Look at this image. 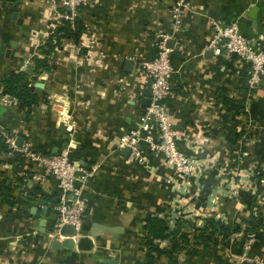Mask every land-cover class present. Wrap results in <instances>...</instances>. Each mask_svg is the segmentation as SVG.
<instances>
[{"label":"crops","instance_id":"0c3cea01","mask_svg":"<svg viewBox=\"0 0 264 264\" xmlns=\"http://www.w3.org/2000/svg\"><path fill=\"white\" fill-rule=\"evenodd\" d=\"M182 1L185 6L176 17L175 7ZM61 2L0 0V81L23 72L30 75L31 86L43 84L40 94L32 89L39 101L30 110L2 108L0 140L12 135L40 155L69 152L91 174L78 185L88 212L75 239L97 235L95 246L91 252L59 249L56 241L67 238L49 237L58 225V181L35 180V168L25 170L16 159L19 150H0V264L263 261L264 199L253 197L260 189L264 194V81L249 87V65L237 56L218 55L209 43L213 19L239 24L247 37L262 32L264 0H87L78 42H56L55 37L54 52L45 56L41 49L52 38ZM160 33L175 41L176 73L166 107L182 136L179 148L203 167L183 185L174 183L165 157L147 144L141 145L144 163H130L128 148H121L147 108L151 79L142 63L157 56ZM36 58H45L49 71L36 73ZM129 61L134 66L126 72ZM152 134L158 140L156 127ZM241 183L243 189L252 184L259 191L252 197L246 190L238 196L228 193ZM212 193L217 199H210ZM252 214L262 220L255 232L148 260L146 226L153 217L166 219L172 230L179 226L190 233L211 217L229 230L244 231ZM158 246L168 248L169 243Z\"/></svg>","mask_w":264,"mask_h":264},{"label":"built area","instance_id":"2783aa9c","mask_svg":"<svg viewBox=\"0 0 264 264\" xmlns=\"http://www.w3.org/2000/svg\"><path fill=\"white\" fill-rule=\"evenodd\" d=\"M87 0H62L57 12V25L65 20L75 23L81 16V9ZM185 2H179L175 7V16L179 17ZM55 26V29L57 27ZM177 21V28H180ZM212 37L209 47L218 55L231 59L234 55L249 65L247 85L251 88L258 87L264 81V30L254 37H247L241 31L240 25L220 19L211 22ZM54 29V30H55ZM170 34L158 35V54L151 61L142 63V69L149 75L150 105L144 110L140 125L136 130L123 140L121 148H128L130 163H144L141 145L147 144L155 154L165 157L167 165L174 174V183L183 185L201 173V162L188 157L179 148L182 141L181 134L175 128L167 107L166 101L172 93L171 79L176 73L172 62L173 49L168 47ZM19 105V101L4 93L2 81H0V124L2 120V108ZM158 129L159 138L153 137L152 131ZM4 143L10 151H20V156L27 165L35 168L34 179L44 181L53 177L58 181L60 197L54 206L58 214V225L50 233V239L62 237L61 231L65 226L73 227L76 236L79 237L85 225L88 206L82 196V188L76 187V183L85 184L91 174L82 165L74 162L69 152L54 155H40L31 150L28 145L18 147L17 140L12 135H5ZM245 262V263H244ZM264 264L259 258L243 259L238 264Z\"/></svg>","mask_w":264,"mask_h":264},{"label":"trees","instance_id":"16d2710c","mask_svg":"<svg viewBox=\"0 0 264 264\" xmlns=\"http://www.w3.org/2000/svg\"><path fill=\"white\" fill-rule=\"evenodd\" d=\"M84 32V27L80 21V18L73 24L69 21H61L53 32L52 38L48 41L46 45L42 47V54L49 56L54 52L56 48V42L61 39L73 40L78 42L81 35ZM60 39V40H59ZM35 72L38 73L41 70L49 71L50 65L47 64L45 58L34 60ZM4 87V93L16 98L19 101L20 107L24 110H30L38 104L39 97L33 92L31 88L30 75L28 73H12L8 78L2 81ZM0 150L9 152L7 145L4 141L0 140ZM18 161H22L25 170H28V165L20 156V153L16 155ZM22 166V165H21ZM22 167V168H23ZM27 167V168H26ZM28 171H25L26 175ZM253 197V199H256ZM256 201L253 202L255 208ZM181 222V221H180ZM179 222V223H180ZM247 228L243 231L242 228L236 230H229L221 222H219L216 217H211L205 220L203 227L193 226V231L190 233L182 232L181 228H176L172 230L169 228L166 219L159 217H153L149 220L146 226V246H147V257L148 260L153 259L155 255H174L180 250L186 249L190 245H204L209 246L211 243L214 245H219L229 241L233 234L243 232L245 234L255 232L257 228L262 226V220L256 215H251L250 219L246 221ZM177 226V225H176ZM168 242V248H161L158 246L159 243ZM198 253V251H193Z\"/></svg>","mask_w":264,"mask_h":264},{"label":"water","instance_id":"95a60500","mask_svg":"<svg viewBox=\"0 0 264 264\" xmlns=\"http://www.w3.org/2000/svg\"><path fill=\"white\" fill-rule=\"evenodd\" d=\"M16 15V14H15ZM2 30L0 29V47L2 46ZM175 41L173 39L168 41V47L173 48ZM11 55V50H7L6 52V56L10 57ZM236 56V55H234ZM134 66L133 61H129L128 62V67L126 69V72H130L132 70ZM43 87V84L37 83L33 86H31V88L37 93L40 94V90ZM150 105V99L147 100V105L146 107H148ZM18 144V143H17ZM18 147L22 148L23 145H19ZM125 151H127L128 154H130V150L126 149ZM78 185H80L79 182L76 183V187H78ZM107 231H112L110 229H106ZM61 235L65 236L67 239H65L64 241H60L57 240L56 244L60 246L59 249L61 248H67L73 251H79V252H91L94 249V242H93V238L97 237V235H92V236H84V237H80L79 239H74L73 237L76 236V231L73 227L70 226H65L62 231H61ZM101 263L104 262V259L102 261V259H100Z\"/></svg>","mask_w":264,"mask_h":264},{"label":"rangeland","instance_id":"374dc122","mask_svg":"<svg viewBox=\"0 0 264 264\" xmlns=\"http://www.w3.org/2000/svg\"><path fill=\"white\" fill-rule=\"evenodd\" d=\"M250 182V181H249ZM229 182H227V184H228ZM254 184H255V182H254ZM177 185V184H176ZM243 187V184L241 183V187H237L236 185H232L231 186V188H229L228 189V193L230 192V194L232 195V196H234V195H236V196H238L239 194H240V192L242 191V190H246V191H248V194L249 195H251V197H252V195H253V192L255 191V190H258L259 191V189H257V185H253L252 186V184L251 185H248V187H246V185H245V189H243L242 188ZM262 189H260V191H259V193H258V195L256 196L257 198L256 199H264V194H262ZM254 193H256V192H254ZM264 193V192H263ZM255 196H254V198H255ZM210 199H217V197H216V194L215 193H212V195L210 196ZM251 199V198H250ZM257 212L258 213H260V209H259V207H257ZM245 263V262H244Z\"/></svg>","mask_w":264,"mask_h":264}]
</instances>
